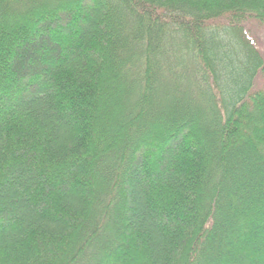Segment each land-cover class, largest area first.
Here are the masks:
<instances>
[{"label": "trees", "instance_id": "obj_1", "mask_svg": "<svg viewBox=\"0 0 264 264\" xmlns=\"http://www.w3.org/2000/svg\"><path fill=\"white\" fill-rule=\"evenodd\" d=\"M249 19L264 0H0V264H264Z\"/></svg>", "mask_w": 264, "mask_h": 264}, {"label": "rangeland", "instance_id": "obj_2", "mask_svg": "<svg viewBox=\"0 0 264 264\" xmlns=\"http://www.w3.org/2000/svg\"><path fill=\"white\" fill-rule=\"evenodd\" d=\"M85 12H86V17L87 18H90L91 16H92V10L91 9H83ZM91 10V11H90ZM13 20V19H12ZM11 19L9 20V21H12ZM244 28H243V31L246 33L247 32V34H248V36L253 40V42H254V44L258 47V50L259 51H261L262 52V54L264 55V24H262V23H260L259 21H257V20H254V19H249L248 21H246L245 23H243V25H242ZM243 35H244V33H243ZM223 38H225V37H223ZM225 40H227V39H225ZM226 42V41H225ZM45 44V43H44ZM224 44H227V43H224ZM46 45V44H45ZM223 47V49L224 50H229L230 49V46H228V47H226L225 45H223L222 46ZM38 51H40V49L38 48L37 49ZM47 52V53H46ZM45 52V54L46 55H48V54H52V51L51 50H49V51H46ZM237 52V51H236ZM46 57L47 56H42V59L44 60V59H46ZM41 58V57H40ZM38 62V61H37ZM35 63V66H34V69L36 70H38L39 69V64H41L40 62L39 63ZM235 64V63H234ZM186 67V66H185ZM189 71H187V73H188ZM30 91H29V89L26 87L25 88V92L24 93H29ZM77 126V125H76ZM78 127V126H77ZM76 130H77V128H76ZM76 136H77V134H75ZM196 141L198 142L199 141V138H197L196 137ZM95 145H96V143H95ZM97 146V145H96ZM93 147H94V145H93ZM18 152H19V156H21L23 159L25 158H27L28 159V151H27V149H18L17 150ZM30 155V154H29ZM31 157V156H30ZM30 157H29V159H30ZM27 161V160H26ZM92 163H94V161H90V163H88L87 164V169H88V172H89V175L91 174L92 175V177H91V180L92 179H96L95 178V176L94 175H96V173H95V170L93 169V166L94 165H92ZM30 164H31V162H30ZM60 175V174H59ZM59 175H54V176H50L49 175V173L48 172H45V177H47L48 179H50V180H53L54 179V177H55V179H57L56 178V176L58 177ZM60 177V176H59ZM59 180L61 181V183H64L65 185H69V186H71V184H72V182L70 181V179L68 178V177H65L64 175H62V177L61 178H59ZM97 180V179H96ZM94 181V180H93ZM72 188V190L74 189V187L73 186H71ZM91 190H94L93 189V187H91ZM254 229V228H253ZM253 231V230H252ZM65 244V243H64ZM63 244V245H64ZM62 245V244H61ZM41 247L42 245L41 244H38V246L37 247ZM63 247V246H62ZM42 249L44 248L45 250H47V244H44L42 247H41ZM41 248H40V250H41ZM39 250V251H40Z\"/></svg>", "mask_w": 264, "mask_h": 264}]
</instances>
